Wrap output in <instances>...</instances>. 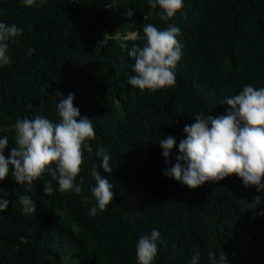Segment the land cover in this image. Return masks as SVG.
I'll list each match as a JSON object with an SVG mask.
<instances>
[{
  "label": "trees",
  "instance_id": "trees-1",
  "mask_svg": "<svg viewBox=\"0 0 264 264\" xmlns=\"http://www.w3.org/2000/svg\"><path fill=\"white\" fill-rule=\"evenodd\" d=\"M161 11L148 0H45L34 7L0 0V22L23 29L8 41L11 63L0 67L6 158L16 146L15 122L36 116L58 122L56 105L69 93L79 118L92 119L96 132L74 181L83 178L79 195L59 191L48 173L17 184L10 166L0 181L7 193L0 198L9 201L0 212V264H137L136 244L154 229L160 238L153 264H191L195 252L198 264H209L210 251L223 252L229 264H264V189L246 188L236 175L189 189L164 175L197 114L224 115L226 97L245 85L264 87V0H184L168 21ZM149 23L181 30L176 82L156 91L128 83L135 75L128 52L143 45ZM168 136L176 145L166 162L159 142ZM98 145L111 157L110 174L100 167ZM93 168L114 191L95 216ZM49 180L54 190L47 196ZM23 195L36 205L31 216L21 214Z\"/></svg>",
  "mask_w": 264,
  "mask_h": 264
},
{
  "label": "clouds",
  "instance_id": "clouds-1",
  "mask_svg": "<svg viewBox=\"0 0 264 264\" xmlns=\"http://www.w3.org/2000/svg\"><path fill=\"white\" fill-rule=\"evenodd\" d=\"M45 0H22L28 7L42 6ZM184 0H148L151 9L157 6L162 10L160 19L168 21L183 7ZM142 46H133L128 55L134 59L132 71L135 75L128 83L140 90L156 91L173 86L176 82L175 68L181 58V44L177 39L180 28L169 25L158 29L153 24L143 25ZM23 29L16 24L0 22V67L11 63L7 55L9 40L22 35ZM135 34V33H134ZM34 49L28 50L31 56ZM62 94L57 91V96ZM74 94L61 99L56 105L59 115L58 122L36 116L34 119H18L14 124L15 147H12L6 158L4 151L8 146V137L0 139V181L11 175L17 184L31 185L33 181L48 173L56 180L59 191H74L79 195L81 184L75 183L84 163L85 149L89 154L93 149L87 143L96 136L93 120L87 117L79 118L80 112L74 106ZM223 104L229 106L226 114L213 117L211 115L195 116V123L185 126V139L179 143L175 164L164 171L165 176L174 178L189 189H196L205 182L218 183L231 175L238 176L244 187L254 186L259 192L264 189V87L254 88L245 85L237 95L226 97ZM79 118V119H78ZM176 145V140L168 136L159 142L162 155L166 162ZM96 155L102 158L100 167L107 173H112L110 155L103 145H98ZM91 175L95 187L91 188L92 196L97 205L90 210L95 216L97 209L104 211L114 199L113 185L93 168ZM30 190V189H29ZM44 193H53L51 180L44 184ZM0 195H7L0 188ZM88 202V198H84ZM22 206L21 214L31 216L36 212V205L28 195L19 197ZM9 201L0 198V212L8 208ZM264 215V213H260ZM160 238L158 230H152L150 235H143L136 244L137 264H153L157 255V241ZM26 237H21V243H26ZM19 251V245L15 246ZM200 253L195 252L191 264H198ZM209 264H229L222 252L218 256L208 253Z\"/></svg>",
  "mask_w": 264,
  "mask_h": 264
},
{
  "label": "rangeland",
  "instance_id": "rangeland-1",
  "mask_svg": "<svg viewBox=\"0 0 264 264\" xmlns=\"http://www.w3.org/2000/svg\"><path fill=\"white\" fill-rule=\"evenodd\" d=\"M131 36H132V37H135V36H136V34L132 33V34H131Z\"/></svg>",
  "mask_w": 264,
  "mask_h": 264
}]
</instances>
